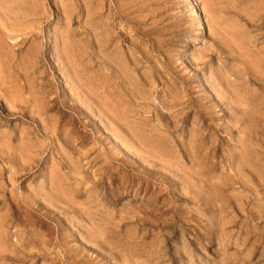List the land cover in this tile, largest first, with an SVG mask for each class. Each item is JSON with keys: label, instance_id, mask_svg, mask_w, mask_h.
<instances>
[{"label": "rangeland", "instance_id": "obj_1", "mask_svg": "<svg viewBox=\"0 0 264 264\" xmlns=\"http://www.w3.org/2000/svg\"><path fill=\"white\" fill-rule=\"evenodd\" d=\"M0 264H264V0H0Z\"/></svg>", "mask_w": 264, "mask_h": 264}, {"label": "bare ground", "instance_id": "obj_2", "mask_svg": "<svg viewBox=\"0 0 264 264\" xmlns=\"http://www.w3.org/2000/svg\"><path fill=\"white\" fill-rule=\"evenodd\" d=\"M30 36H31V35H30ZM20 42H21V41H20ZM23 42H24V41H23ZM41 49H42V48H41ZM52 57H53V56H52ZM53 67H54V66H53ZM260 86H261V85H260ZM133 96H134V95H133ZM10 97H11V96H10ZM247 101H248V100H247ZM115 116H116V115H115ZM115 116H114V117H115ZM11 209H12V208H11Z\"/></svg>", "mask_w": 264, "mask_h": 264}]
</instances>
